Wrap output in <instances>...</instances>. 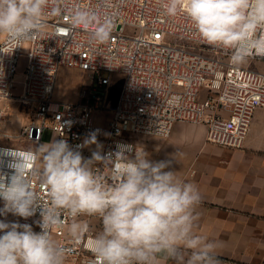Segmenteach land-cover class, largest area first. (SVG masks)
I'll return each instance as SVG.
<instances>
[{
    "label": "built area",
    "instance_id": "2783aa9c",
    "mask_svg": "<svg viewBox=\"0 0 264 264\" xmlns=\"http://www.w3.org/2000/svg\"><path fill=\"white\" fill-rule=\"evenodd\" d=\"M165 3L49 0L41 17L43 27L35 34L17 41L4 34L0 39V103H19L30 110L31 119L18 136L4 134L8 111L0 104V139L19 137L39 144L52 130L57 140L75 147L95 134L96 140L104 142L102 156L131 146L124 154L134 157L137 147L127 135L169 138L177 123L188 122L207 125L209 142L242 148L256 110L264 108V72L232 63L230 49L203 43L182 12L174 17L165 14ZM78 11L89 14L88 23L73 22ZM105 21L109 37L96 41L93 33ZM260 59L264 58L248 60ZM62 68L79 69L90 80L75 103L54 97ZM116 74L123 75L124 81L112 117L102 124L96 114L107 109L108 87ZM15 150L29 148L0 143L3 171H10L6 164L11 157L5 152ZM80 151L88 158L86 147ZM94 171L111 183V168L98 162ZM33 186L41 204L50 206L46 190L35 180ZM0 203L2 209V199ZM73 219L62 211L64 227L51 232L65 249L64 264H101L88 247L95 235L90 227L81 239L68 238ZM0 220L30 224L34 232L41 231L35 223L41 220L39 209L27 219L9 212L0 215Z\"/></svg>",
    "mask_w": 264,
    "mask_h": 264
},
{
    "label": "clouds",
    "instance_id": "9594fccd",
    "mask_svg": "<svg viewBox=\"0 0 264 264\" xmlns=\"http://www.w3.org/2000/svg\"><path fill=\"white\" fill-rule=\"evenodd\" d=\"M48 3L0 0V33L10 41L35 34L43 27ZM164 11L170 17L182 12L203 43L232 50L234 64L264 58V0H166ZM89 20L86 12L73 16L76 24ZM109 31L105 21L93 38L104 42ZM93 143L97 150L83 157L80 149ZM101 148L92 134L75 147L60 139L27 151L5 152L11 160L8 172L0 160V215L10 212L27 219L39 209L41 220L35 223L41 231L0 220V264H64L65 249L51 234L53 228L64 227L62 211L74 218L68 232L75 240L89 231V225L76 217L101 218L102 230L88 241L101 264H159L161 256L177 264H219L213 255L215 243L193 233L201 196L192 183L177 177L174 157L152 161L144 151L129 157L124 153L131 146L102 156ZM98 162L111 168V183L95 173ZM34 180L46 190L50 206L41 204Z\"/></svg>",
    "mask_w": 264,
    "mask_h": 264
},
{
    "label": "crops",
    "instance_id": "0c3cea01",
    "mask_svg": "<svg viewBox=\"0 0 264 264\" xmlns=\"http://www.w3.org/2000/svg\"><path fill=\"white\" fill-rule=\"evenodd\" d=\"M75 71L83 73L79 69L62 68L58 78ZM81 96L79 92L76 101ZM117 101L115 98L106 105L105 112L96 114L98 122L106 124L110 120ZM207 131L205 124L180 122L169 138L151 136L135 145L138 152H146L152 161L174 157L177 177L198 189L201 202L194 210L198 219L193 233L215 243L213 255L219 264H264V108L256 110L242 148L209 142ZM53 140H57V135L49 130L39 144L27 141L22 146L34 149ZM96 141L102 145V155L104 142ZM86 150L90 158L97 150L96 143ZM78 221L87 223L94 234L102 230L98 216ZM67 236L72 237L68 228ZM54 240L59 243V238ZM187 258L185 255V261ZM159 264H177V261L161 256Z\"/></svg>",
    "mask_w": 264,
    "mask_h": 264
},
{
    "label": "rangeland",
    "instance_id": "374dc122",
    "mask_svg": "<svg viewBox=\"0 0 264 264\" xmlns=\"http://www.w3.org/2000/svg\"><path fill=\"white\" fill-rule=\"evenodd\" d=\"M4 33H0V39L3 38ZM24 61H22V66ZM241 66H249L250 68L264 72V59L260 60H247ZM112 81L108 87L105 104L108 105L112 100L118 98L121 86L124 81V77L121 74H116L111 77ZM90 85V80L86 73H80L78 71L72 72L70 75H62L58 78L55 88L54 97L58 101L75 103L77 94ZM206 94V91H203ZM2 106H5L8 114L7 120L4 125V134H13L18 136L21 130L29 123L31 119V112L29 109L21 106L19 103L14 102H1ZM149 135H127V138L132 140L136 145L137 141L141 142L148 139ZM1 144L22 146L26 141H21L19 137H13L12 139H0ZM2 203H0L1 205Z\"/></svg>",
    "mask_w": 264,
    "mask_h": 264
}]
</instances>
